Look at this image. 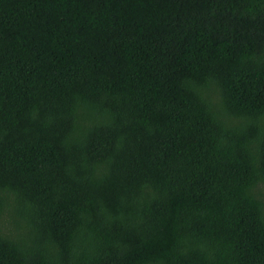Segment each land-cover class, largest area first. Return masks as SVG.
Segmentation results:
<instances>
[{"label":"trees","instance_id":"16d2710c","mask_svg":"<svg viewBox=\"0 0 264 264\" xmlns=\"http://www.w3.org/2000/svg\"><path fill=\"white\" fill-rule=\"evenodd\" d=\"M0 264H264V0H0Z\"/></svg>","mask_w":264,"mask_h":264}]
</instances>
